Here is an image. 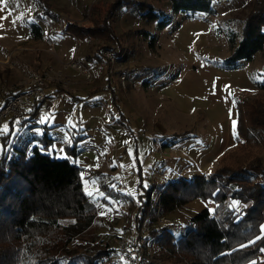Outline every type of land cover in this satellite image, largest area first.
<instances>
[{"label":"rangeland","instance_id":"obj_1","mask_svg":"<svg viewBox=\"0 0 264 264\" xmlns=\"http://www.w3.org/2000/svg\"><path fill=\"white\" fill-rule=\"evenodd\" d=\"M139 1L160 8L167 24L159 28L156 21H146L136 9L124 7L117 12L113 28L123 45L124 58L110 64L88 60V54L100 43L99 40H84L80 44L71 42L68 35L57 34L54 41L61 42L57 43L61 45V52L70 59L61 61L57 68L35 69V72L28 73L22 84L10 87L14 90L25 86L34 73L48 68L62 69L70 61L79 63L80 70L70 67L63 70L66 86L52 81L64 91L72 92L76 88L77 82L70 76L73 72L92 84L105 80L101 78L95 82L96 74L113 81L111 90L115 91L118 100L111 99L110 89L93 92V97L100 99L101 103L89 106L88 110L79 108L77 119H86L84 122L87 123H84L83 130L72 135L74 138L80 134L82 139L72 138L62 148L80 166L83 190L96 210L94 216H87L83 222L63 220L71 237L63 249L66 253H89L95 245L105 244L116 248L120 235L130 224L138 223L137 214L134 221L132 219L137 207L139 227L142 226L147 233L141 258L149 257L158 251L149 237L151 229L167 227L177 236L186 229V220L190 216L204 207L212 210L215 205L209 200L194 199L165 214L170 221L160 224L156 216L153 218L149 214L155 209L153 204L151 211L142 218L139 195L153 188L155 197L156 188L177 177L205 175L219 166L220 159L229 153L247 151L246 161L258 156L264 163V142L259 137H254L256 143L246 148L241 145V140L236 139L238 107L242 110V117L246 110L243 104L248 105L252 100L264 104V89L260 87L264 80V49L252 60H239L235 65L226 63L230 54V37H234L235 43L240 40L242 20L254 0H213L214 12L193 15L173 12L168 0ZM112 2L49 0L60 19L51 27L47 22L42 23L46 34L40 44L26 50L33 53L27 57L26 63L41 49L52 59L54 51H49L43 40H52L51 31L62 29L64 21L87 23L90 21L87 16L90 5L97 4L105 10ZM112 9L114 11V7ZM77 44L79 49H76ZM37 47L40 50H36ZM87 72L91 78L82 74ZM2 75L3 71H0V78ZM122 75L124 80H121ZM4 87L8 86L0 81V98L5 95L1 92ZM62 97L66 99L65 95ZM10 118L0 123V135L8 131L13 137L21 134L15 120L11 129L7 125ZM233 121L236 122L235 135ZM54 148L61 150L57 145ZM129 149L132 150L131 156ZM244 159L241 162H245ZM231 207L237 210L241 205L232 201ZM262 226L264 220L260 230ZM259 251L260 260L264 261V251ZM111 258L113 264H124L117 260L116 250Z\"/></svg>","mask_w":264,"mask_h":264},{"label":"trees","instance_id":"obj_2","mask_svg":"<svg viewBox=\"0 0 264 264\" xmlns=\"http://www.w3.org/2000/svg\"><path fill=\"white\" fill-rule=\"evenodd\" d=\"M168 1L173 12L186 15L214 12L213 0ZM36 2L41 19H60L47 0ZM124 7L138 10L143 19L156 21L159 28L167 24L163 11L151 3L113 0L105 10L97 4L90 5L89 22L64 21L62 31L76 40H99L87 58L110 64L106 51L111 52L114 60L125 57L113 28L117 12ZM35 29L33 25V34L39 35ZM240 35L237 43L230 37L227 65L252 60L264 49V0H254L242 20ZM260 87L264 89V80ZM20 90L19 86L2 96L3 103ZM40 104L33 101L24 110V117L34 115ZM242 106L246 107L245 116L241 117L242 110L238 107L236 139L246 148L256 143V136L264 142V104L252 100ZM24 117L21 121L12 118L10 123L15 120L22 124ZM0 138V264H113L111 256L116 248L108 244L95 245L89 253L63 251L71 241L63 220L83 222L96 212L95 204L83 190L81 168L68 155L54 156L52 139L46 132L24 143L17 141L18 135L11 136V131ZM71 151L75 154L74 149ZM246 154L247 151L229 153L205 175L180 176L156 188L160 197L150 213L153 188L139 195L142 218L148 213L154 218L157 211L170 213L197 198L215 205L212 210L204 207L190 216L186 229L177 236L167 227L151 229L149 237L158 251L142 257L140 264H264L259 251L264 249V238L257 239L262 235L260 225L264 220V163L258 156L246 161ZM243 158L245 162H241ZM232 201L241 207L234 209Z\"/></svg>","mask_w":264,"mask_h":264},{"label":"crops","instance_id":"obj_3","mask_svg":"<svg viewBox=\"0 0 264 264\" xmlns=\"http://www.w3.org/2000/svg\"><path fill=\"white\" fill-rule=\"evenodd\" d=\"M47 2L49 3V0ZM49 5L51 10L57 13L52 5ZM39 11L40 8L36 0H0V17H3V19H0V71H3L4 74L1 76L0 81L6 83L8 87L22 84V81L26 79L28 73L35 72V69L42 70L49 66L57 68L61 61L70 59H66L61 52V45L57 44L61 42L54 41V37L57 34L68 35L71 37V42L80 44L84 40H94H76L72 35L64 33L62 29H54L50 33L52 35L51 41L54 51L52 59L49 58L48 54H44L46 51L44 52L41 49L44 53L41 51L35 52L32 60L27 64V57L33 53L26 50H31L34 45L40 44L42 37L46 34L44 33L42 23L47 22V26L50 24L49 27H51L53 25L52 23L58 22L49 18L41 19L37 15ZM21 16L23 17L22 19H17ZM14 20L16 21L15 24L13 23ZM33 25L36 26L39 35L37 33L35 35L33 34ZM43 41L45 43V40ZM27 45L31 46L26 47ZM76 49H79V44L76 45ZM36 50H40V48L37 47ZM70 76L77 82L76 88L72 92L69 90L64 91L65 89L61 90L55 82H50L45 91L46 99L41 102L38 111L34 115H25V122L18 125L21 134L18 135L17 141L24 143L31 137L46 132L52 139L51 148L56 147V145L61 148V150L57 149V151L56 148L54 150L52 149L53 154L55 153L57 158L67 157L68 153L65 150L63 151L62 148L73 138V133H77L78 130H83L84 123H87L84 122L86 119H82L81 121L77 119L80 116L79 108L82 107V110H88L87 108L89 106L99 105L101 103L100 99L93 97L95 96L93 92L97 89V91L105 89L111 90L113 83L110 78L101 77V74L94 76L95 82L101 80V78L105 79L103 83L100 82L99 84L86 82L83 77H79L80 74L77 72L71 73ZM111 94L112 100L115 98L118 100L114 90H111ZM62 95H65L66 99ZM2 105L3 99L0 98V107ZM87 118H90V116ZM11 119L8 120V126H12L13 124L10 123ZM41 119L44 120V123H38ZM100 119L101 117L98 118L99 122ZM80 136V134H77L73 139H82L83 136Z\"/></svg>","mask_w":264,"mask_h":264},{"label":"built area","instance_id":"obj_4","mask_svg":"<svg viewBox=\"0 0 264 264\" xmlns=\"http://www.w3.org/2000/svg\"><path fill=\"white\" fill-rule=\"evenodd\" d=\"M45 44L47 45V49L49 51L53 50L51 39L46 38ZM105 55L111 60V62L114 60L111 52L106 51ZM68 67L77 71L80 70L79 63L70 61L63 65L62 69L56 70L48 68L43 72H36L31 75L25 86L21 85V90L10 96V98L0 107V123L9 116L17 121H21L24 117V110L29 107L33 101L42 102L46 99L45 91L49 82L55 81L57 83H61V85H64L65 87L66 82L63 80V70ZM82 74L87 78H91V74L88 72ZM121 80H124L123 75L121 76ZM10 90H12L10 87L1 88V92L5 95ZM159 197V193L155 194V197H153V205L155 207L158 204ZM136 209L137 207L132 213V219L134 221L136 218L135 214H137L138 223L130 224V226L118 238L116 247V258L124 264H139L141 253L146 243L145 235H147V233L145 234V231L142 230V226L139 227V211L137 213L135 211ZM155 219L160 224L168 223L170 221L165 214H161L158 211L156 212Z\"/></svg>","mask_w":264,"mask_h":264},{"label":"snow or ice","instance_id":"obj_5","mask_svg":"<svg viewBox=\"0 0 264 264\" xmlns=\"http://www.w3.org/2000/svg\"><path fill=\"white\" fill-rule=\"evenodd\" d=\"M23 17H18L17 19H22ZM0 19H3V17H0ZM13 23L15 24L16 21L14 20ZM38 123H44V120L41 119L40 121H38ZM232 127H233V130H234V135H235V129H236V122L233 121V124H232ZM129 155L131 156L132 155V150L129 149ZM113 187H115V185H113ZM238 210V209H237ZM104 214V213H102ZM261 232H262V235L260 237H257V239H261V238H264V226H262V229H261ZM255 241H251L249 243H254ZM243 246H248V245H242ZM262 251H264V249H262Z\"/></svg>","mask_w":264,"mask_h":264}]
</instances>
